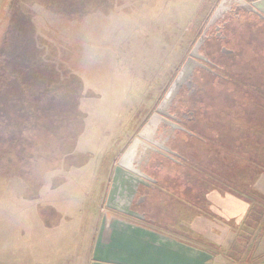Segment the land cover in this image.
<instances>
[{
	"label": "rangeland",
	"instance_id": "1",
	"mask_svg": "<svg viewBox=\"0 0 264 264\" xmlns=\"http://www.w3.org/2000/svg\"><path fill=\"white\" fill-rule=\"evenodd\" d=\"M252 4L249 0H0V264H83L79 240L87 230L77 227V219L83 225L91 221L92 213L110 211L103 188L106 180L109 187L120 189V181H126L130 194L134 191L143 175L132 167L133 155L140 143L150 146L138 139L143 132L150 142L149 128L158 125L159 112L167 114L170 106H186L194 120L185 117V124L173 123L164 116V127L191 128L216 145L209 150L191 141V149L185 150L218 181V188H211L210 208L217 228L203 227L200 220V230L213 232L222 246L249 243L240 262L227 260L229 264H259L264 258V229L259 230L264 204L257 203V195L247 199L251 219L257 220L255 229L246 225L244 229V220L227 222L231 226L226 228L218 223L221 209L214 206L235 209L236 205L232 198L220 199L225 177L238 175L229 165L231 172L225 174L223 165L235 166L227 147L254 159L259 149L255 140L264 136V22L255 25L253 17L240 10ZM232 8L238 17H230ZM211 35L234 51L219 59L228 73L194 78L201 66L198 60L218 57L217 41L207 40ZM195 81L202 97L189 96L187 86L193 83L194 88ZM195 98H201L196 103L204 108L193 103ZM181 100L192 102L186 105ZM21 114L22 129L16 118ZM249 137L251 142L242 146ZM18 140L23 147L14 145ZM259 169L264 170V163L239 173L237 190L243 193L245 186L257 189L259 184L264 196V172ZM115 170L116 179L105 178ZM227 193L240 197L229 189ZM115 207L113 211L129 214L121 204ZM247 212L248 208L243 216ZM242 232L248 234L242 237ZM214 244L203 246L221 249ZM250 247L254 251L245 260Z\"/></svg>",
	"mask_w": 264,
	"mask_h": 264
},
{
	"label": "flooded vegetation",
	"instance_id": "2",
	"mask_svg": "<svg viewBox=\"0 0 264 264\" xmlns=\"http://www.w3.org/2000/svg\"><path fill=\"white\" fill-rule=\"evenodd\" d=\"M253 1L256 0H249L250 3ZM246 6L245 8L250 10L249 12L246 11L245 8L240 10L244 12L243 14L246 13L247 18L252 16L255 25L258 26L260 25L258 21L264 22L263 10L255 4H252V6ZM250 8H252V10ZM233 10L234 9L232 8L233 13H231L230 17H238L236 13L238 10L236 9L235 12ZM244 23L247 22L244 21L243 24ZM219 33L220 31H217V34ZM207 40L217 41L216 46L219 52L217 54L218 57L216 59L209 58L210 61L206 62L198 60V62L201 63V66L195 70L194 78L200 75H204L206 77H218L220 74L223 75L220 72L224 73V71L227 72V70H223L224 67H222V64H220L221 62L219 61H222V57L225 55L230 56L234 52L233 50L228 51L229 48L220 45L218 41H221V39H216L214 35H211ZM191 84L193 85V83ZM191 84L187 86L190 90L188 92L189 96L193 93L194 95L195 93H198V96L202 97L200 91L196 87V81L194 82V88ZM200 100L201 98H195L193 103L204 108L201 103H196L198 101L202 102ZM184 102H187V105L188 102L192 101ZM155 108L156 107H154V110ZM185 108L186 106H184V108L181 106L178 109L176 106H170L169 111L167 110V114H164L165 110L159 112L162 118H160L158 125L155 123L149 128L151 130L150 142L144 139L143 132L138 139L151 147L146 145L143 146L140 143L131 161L132 167L135 170L142 172L140 174L143 175V178L139 180L140 183L138 185L137 194L133 197L134 199L131 207L139 210V212L152 215L149 217V222H153L165 229L174 230L176 233L181 232L183 234L190 233L191 228H189V226L193 222L194 216H200L201 218L206 217V219L216 221L212 216V211H210L213 203V198L210 195L212 194L211 188L213 186L218 188V181H213L212 173L208 172L209 174H207L206 170H204L205 168L198 165L193 159H189L186 154L188 148L191 149L192 144L189 145V142L191 141H196L202 147L209 150L213 147V145L216 146L215 142L206 136L204 138L202 134H198L191 128H187L188 130H180L176 125H170V127L163 126L162 119L164 116H166L165 118L171 120L173 123L178 122L181 124L186 123V119H184L185 117L189 120L193 119V111H186ZM191 108H194L192 103ZM157 120L158 116L156 117L155 122H157ZM145 121L146 120H144V122ZM192 122L194 124H198L196 123L197 121ZM164 148H167V150H164ZM198 169L204 170L205 172L201 173ZM220 189L221 199V197H225L228 191L226 177L223 182V187H219V190ZM207 198H210L211 200L209 201ZM214 206H216V209H221L218 214V217H221L220 220H218V223L220 222L222 225L227 226L228 221L223 213V211L226 213V206H222L221 204H214ZM222 215H224V217Z\"/></svg>",
	"mask_w": 264,
	"mask_h": 264
},
{
	"label": "crops",
	"instance_id": "3",
	"mask_svg": "<svg viewBox=\"0 0 264 264\" xmlns=\"http://www.w3.org/2000/svg\"><path fill=\"white\" fill-rule=\"evenodd\" d=\"M100 170L103 171L104 169L100 168ZM113 172L112 176L109 175L105 178L109 179L110 177L109 180L116 179L118 170ZM107 183L106 180V185L103 187H106L105 199L110 196L111 204L113 205L112 210L108 206L107 209L110 211L101 212L98 210L92 213L91 221L87 224L82 225L77 219V223L79 222L77 227L80 226L81 230L83 228L87 230L85 231V238L81 234L82 240H79V249L83 251V254L85 253L82 256L83 264H229L225 253L222 252H227L233 247H229L230 244L222 246L224 244L221 241L217 243V240L213 239V232L211 234L204 233L202 231L206 230V228L201 231V227H199L201 220L203 227L210 225L211 230L213 228L215 230L217 228L216 225H218L217 223L215 225V221L206 219V217L194 216L193 222L189 226L191 228L190 233H176L174 230L165 229L153 222H149V217L152 215L139 212V210L131 207L139 184L130 194L131 185L126 186V181H120L121 189L116 185L113 188L109 187V183ZM256 186L257 190L262 193L261 185L257 184ZM127 196H130L129 199H127ZM229 198H232L230 200L235 201L236 205L235 209L226 208V213L224 214L227 217V221H236L235 223H238L240 220H244L241 218H244L243 215L248 205L244 203L242 197L229 196L228 193L223 197L224 201ZM118 204H121L123 209L133 211L138 216L132 213L123 215L116 210L113 211V209H118L115 207ZM229 211H231L230 214ZM61 218L62 216L59 217L60 220ZM40 224L42 225V223ZM227 226L231 225L227 224ZM227 226L225 227L227 228ZM227 233H230V230ZM227 233L225 234L227 235ZM244 234L245 232H242L240 235L244 237ZM262 240H264V235ZM214 243L221 249L219 248L215 251L203 246L204 244L215 245ZM234 246L238 248L242 245ZM211 251L216 252L219 256H215L217 257L215 258ZM259 264H264V258L260 260Z\"/></svg>",
	"mask_w": 264,
	"mask_h": 264
},
{
	"label": "trees",
	"instance_id": "4",
	"mask_svg": "<svg viewBox=\"0 0 264 264\" xmlns=\"http://www.w3.org/2000/svg\"><path fill=\"white\" fill-rule=\"evenodd\" d=\"M10 3H11V1H10ZM9 11H10V8H9ZM9 11L3 15V18H7L8 17ZM2 44H3V41H2V43L0 45V50L2 48ZM263 98L264 97L261 98V107H262V109H264V103H262ZM9 114H10V116L12 115L11 112ZM16 118H17V124H18V126L21 129L24 128L25 116H22V114H21V115H18ZM21 120H22V123H21ZM6 121H7V124L6 125L10 127V122L11 121H9L7 119H6ZM2 125H4V123ZM249 142H251L250 137L249 138H244L241 141V144H242V146H244V145L247 146L249 144ZM255 142L258 143L257 148L259 146V149L257 150V156H256V158H254L255 160L254 159H250L249 157L244 156V154H239L236 150H234V152H233L231 149H228V147H227V152H230L231 154H234L232 156H235V159H233L234 161H231V162H233L235 164V166L230 165L229 163H226V165H223L224 166V169L226 170L225 174H227L228 172H231V171H229L228 165H229V167H231L232 169H234V171H237L238 175H235V173H234V177L229 176L230 178H228V179L226 178L227 183L229 184V185L227 184V190L229 189V191L231 190L232 192L237 193V195L239 194L240 197H242L244 199V203L245 204H248L249 203L247 199H249V200H251V199L252 200H255L254 197L256 195L258 196V197L256 196V198L258 199L257 203L258 204H260V203L264 204V196H263V194L260 193L255 188L254 185H252V187H249V186L246 187L245 186L244 189H242L243 193H241L240 191L237 190L238 187L235 184V183H237L235 177H240V174L239 173H243L244 174V172H245L244 170L247 169L248 167H251V166H254V165L257 167L260 164L263 165V163H264V136H260L259 135V137H257V140H255ZM17 144L19 145V147H23V144L20 143L19 140L17 141V143L14 141V145H17ZM254 155H256V154H254ZM258 155H260V158H258ZM257 171L259 173H263L264 172V170H260V169L257 170ZM255 175H256V173H255ZM232 179L234 180V183H231V180ZM243 183H246V181H243ZM230 185H232L233 188ZM243 186H244V184H243ZM243 186H242V188H243ZM258 207H259V205H258ZM250 211H251V208L248 205V212L246 213V216H244L245 219L243 221V224H244L243 228L244 229H245V225L246 226H249V227H252L253 229L258 228L257 220L256 219H251L252 218L251 216H252L253 213H251ZM259 225H260V229L259 230L262 232V230L264 229V220ZM245 234H248V233H245ZM250 234H252V233H250ZM248 246H249V243H247V242H245V245L240 246L238 248H236L233 245L232 246L233 248L231 250H228L227 251L228 253H225V256H226V258L229 261L234 262V260H236V262H240L238 260L239 259L241 260L240 256H241V254H244L246 252V248H248ZM252 251H254V247H252V248L250 247L248 249V255H247V258L245 260L251 258V254L250 253Z\"/></svg>",
	"mask_w": 264,
	"mask_h": 264
},
{
	"label": "water",
	"instance_id": "5",
	"mask_svg": "<svg viewBox=\"0 0 264 264\" xmlns=\"http://www.w3.org/2000/svg\"><path fill=\"white\" fill-rule=\"evenodd\" d=\"M260 3H261V6L260 5H257V4H260ZM254 4L257 5L261 10L264 11V8H263L264 7V0H256V1H254ZM120 162L121 161H119L118 163L120 164ZM106 204H107V206L113 207V205L111 204L110 196L108 197V200H107V203ZM123 210L125 212H127V213H130V214L132 213L133 215L138 216V214L134 213L133 211H128V210H125V209H123Z\"/></svg>",
	"mask_w": 264,
	"mask_h": 264
}]
</instances>
